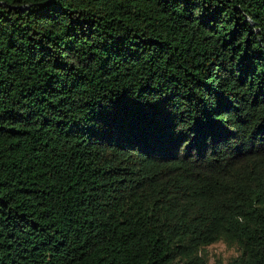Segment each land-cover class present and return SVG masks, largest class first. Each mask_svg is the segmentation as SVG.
Wrapping results in <instances>:
<instances>
[{"label":"trees","instance_id":"trees-1","mask_svg":"<svg viewBox=\"0 0 264 264\" xmlns=\"http://www.w3.org/2000/svg\"><path fill=\"white\" fill-rule=\"evenodd\" d=\"M264 264V0H0V264Z\"/></svg>","mask_w":264,"mask_h":264},{"label":"rangeland","instance_id":"rangeland-1","mask_svg":"<svg viewBox=\"0 0 264 264\" xmlns=\"http://www.w3.org/2000/svg\"><path fill=\"white\" fill-rule=\"evenodd\" d=\"M235 254L236 250L234 248L221 241L205 247V256L211 264L226 263Z\"/></svg>","mask_w":264,"mask_h":264}]
</instances>
